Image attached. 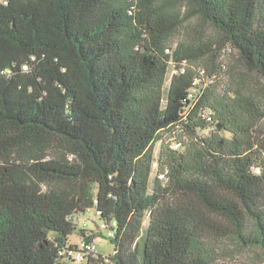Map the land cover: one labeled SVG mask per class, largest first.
Segmentation results:
<instances>
[{"label": "trees", "instance_id": "trees-1", "mask_svg": "<svg viewBox=\"0 0 264 264\" xmlns=\"http://www.w3.org/2000/svg\"><path fill=\"white\" fill-rule=\"evenodd\" d=\"M243 71L264 79V0H0V264L81 241L85 264H264V90ZM89 211L108 254L85 221L67 240Z\"/></svg>", "mask_w": 264, "mask_h": 264}, {"label": "rangeland", "instance_id": "rangeland-1", "mask_svg": "<svg viewBox=\"0 0 264 264\" xmlns=\"http://www.w3.org/2000/svg\"><path fill=\"white\" fill-rule=\"evenodd\" d=\"M228 60H229V57L228 58L226 57V62H228ZM241 76L244 78V80L247 82L248 85L255 87L253 89V91L264 90V79L263 78H258V77L254 76L252 74H249L245 71H243V75H241ZM170 77H171V72L168 73V76L166 78V81L164 84L165 89H167V87L169 85ZM261 124L264 125V119H263V122H261ZM205 133H207V131H205ZM162 144H163V139H159L154 144V159L155 160L157 159V155H158L159 149H160ZM156 168H157V163H156V161H154L153 170H152V173L150 175V186L152 184L153 179L155 178ZM93 219H95V222L93 221ZM74 221L77 224V230H74V232H72L68 236L67 240L69 243H73V244L79 243L80 235L78 232V228H81L83 226L82 225L83 222L85 221L86 224L84 227H86L89 230H93L94 232L97 233L94 237V242L96 243L97 250L99 251V253L100 254H108L112 251L113 246H112L110 240L106 237L105 231H100L99 229H97V224H99L101 222V219H99L98 216H95L94 211L80 213L76 216ZM247 254L248 253H244L243 255L237 256L236 261L244 260L245 257L247 256ZM62 262H63V264H78L76 262H72V261L67 260V259H62Z\"/></svg>", "mask_w": 264, "mask_h": 264}, {"label": "built area", "instance_id": "built-area-1", "mask_svg": "<svg viewBox=\"0 0 264 264\" xmlns=\"http://www.w3.org/2000/svg\"><path fill=\"white\" fill-rule=\"evenodd\" d=\"M179 145H180L179 142L176 140L172 139L170 141V147L173 149L178 148ZM161 177L163 176L161 175ZM112 225L114 226L115 224H112ZM101 227L106 229L105 231L108 234V236L112 237L114 235V233L109 229V227L106 224H102ZM68 254L73 260V262H76L78 264H82V263L85 264L86 261H88L89 255H92L94 257L97 256L95 244L92 242H85V241L80 242L78 252L75 253V252L69 251ZM103 258L106 262L109 261L107 256L104 255Z\"/></svg>", "mask_w": 264, "mask_h": 264}]
</instances>
